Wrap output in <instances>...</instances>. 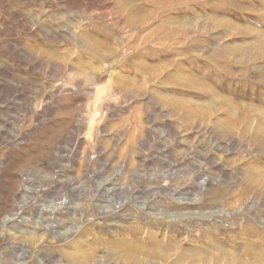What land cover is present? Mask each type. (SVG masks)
<instances>
[{
    "label": "rangeland",
    "instance_id": "1",
    "mask_svg": "<svg viewBox=\"0 0 264 264\" xmlns=\"http://www.w3.org/2000/svg\"><path fill=\"white\" fill-rule=\"evenodd\" d=\"M0 264H264V0H0Z\"/></svg>",
    "mask_w": 264,
    "mask_h": 264
}]
</instances>
